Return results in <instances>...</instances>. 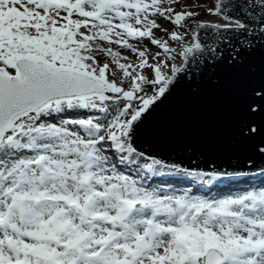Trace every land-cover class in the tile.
I'll list each match as a JSON object with an SVG mask.
<instances>
[{"label": "snow or ice", "instance_id": "obj_1", "mask_svg": "<svg viewBox=\"0 0 264 264\" xmlns=\"http://www.w3.org/2000/svg\"><path fill=\"white\" fill-rule=\"evenodd\" d=\"M0 264H264V0H0Z\"/></svg>", "mask_w": 264, "mask_h": 264}, {"label": "water", "instance_id": "obj_2", "mask_svg": "<svg viewBox=\"0 0 264 264\" xmlns=\"http://www.w3.org/2000/svg\"><path fill=\"white\" fill-rule=\"evenodd\" d=\"M177 102L178 97H174L170 101L172 104ZM192 116L199 120V142L217 152L224 151L230 138V123L235 118L236 113L221 99L207 97L192 110ZM166 147L167 136L162 139L160 150L164 151ZM219 162L229 163L227 157L223 155L220 156Z\"/></svg>", "mask_w": 264, "mask_h": 264}]
</instances>
